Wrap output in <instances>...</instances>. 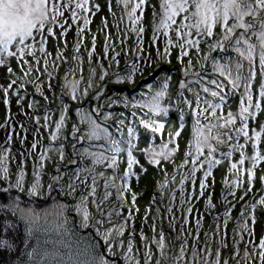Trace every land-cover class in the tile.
I'll return each instance as SVG.
<instances>
[{"label": "snow or ice", "instance_id": "1", "mask_svg": "<svg viewBox=\"0 0 264 264\" xmlns=\"http://www.w3.org/2000/svg\"><path fill=\"white\" fill-rule=\"evenodd\" d=\"M117 5H122L125 9V15L116 18L114 12H112V0H109L108 7L109 12L112 14L116 23V41L112 39L111 34L108 32L107 19L102 20L104 35L103 51L104 55L100 59L110 60L109 68L112 65H119V59L124 49L116 51V42L124 44L131 34H135L136 47L130 49L137 59L144 53V40L143 33L145 27L143 25L144 14L146 7H152V20L154 24L153 33L151 36L150 47L157 46V43L161 36L164 37V52L162 55H170L171 48H177L179 50L178 59L183 61L185 57H189V51L195 49L197 55L202 51L201 45H207V51L209 54L219 50L221 53L234 52L235 56L225 55L223 57L224 62L221 63L220 59L212 58V70L215 75L197 74L198 79L194 83L198 85L197 88L189 87L188 83L184 81L180 82V89L187 90L194 93V99L191 101H184L191 106L192 103L196 105L193 109V115L195 116V124L192 129V141L187 147L185 152L184 162L180 165V168H184L186 165H191L189 172L181 179V194L182 198L180 203H191V198L185 200L183 198V185L186 180L190 181L193 185L196 183V174L198 171L203 170V178L199 183V195L204 196L205 191L210 187L207 183L208 177L212 175V170L221 163L220 159L215 157V153L218 151V145L226 142L232 143V150L223 153L224 159H230L233 152L239 153L240 159L238 163H232L230 170H236L237 179L232 180L231 184L236 187H243L242 176L245 173L243 165L246 160L250 162L251 167L246 170L248 177L249 188L245 191V195L251 191L253 180L255 178L254 170L262 161H264V154L258 149L257 145L261 140V136L264 135V122L261 123L260 130H253L252 135L249 133L250 122L257 119L258 112H264V0H158L160 12L156 11V5H151L150 0H116ZM90 0H0V66H7L11 60L15 59L21 72L25 77L31 76L33 72L39 71L33 64L30 63L28 57H32L36 64L40 63V58L36 53L43 54L45 65L44 71L47 72V65L49 64V58L51 53L46 50V43L48 37H55L54 25H58L61 29V36H66L71 25H67V19L65 12L70 11V17L73 24L82 19V26L77 29V42L74 46V65L68 69V74H75L80 67V49L83 46V34L88 26L91 24V19L88 13L91 12L92 16H95L100 11L98 4H92L89 7ZM139 11V15L137 12ZM81 13L84 15L81 16ZM130 22L131 27L125 22ZM67 25V26H66ZM219 27L220 32L217 33L215 29ZM173 33L169 35V31ZM213 38H215L214 42ZM91 49L88 50V59L93 61L96 58V35H92ZM66 46V42H65ZM159 51V49H158ZM110 53H115L110 55ZM124 54H127L126 52ZM65 59L64 53L61 52L59 56L51 60V63L57 68L60 66L57 62ZM147 60H151V57H146ZM209 59L208 55H204L202 60ZM99 63V60H97ZM189 66L192 64L191 58L188 60ZM27 66V67H25ZM203 67V64H202ZM101 72L99 75L100 81H105L106 77L111 81V77H116V82L121 83L125 81H132L134 74L140 71L137 64L134 62L127 66V75L121 76L118 72H109L107 69L100 65ZM7 72L10 75H14L13 69L8 66ZM187 74V73H185ZM48 75H51L49 72ZM96 75V69L91 68L87 79V86L83 89H79V80H69L66 75L64 78V89L66 94L70 95L72 101L83 102L84 98L88 96L89 89L96 87L93 78ZM259 78L258 84V96L254 98V89L257 85H254V81ZM39 77L37 76L36 80ZM36 85V91L40 92L45 101L49 100V96L44 95L39 84L36 81H26ZM17 85V80H11L7 87L0 86V90L4 93L3 103L5 105L10 104L9 92L13 90V87ZM51 87V86H50ZM24 88V83H21L13 95L17 97V104L23 110L22 101L26 98L21 96L19 90ZM149 91L152 93L147 100L143 99L144 93H141V98L136 100H129L128 97H107L106 102L108 107H112L114 104L123 102L126 107L132 109H144L147 108L148 112L144 117L139 118L138 123L143 126L144 129H150L152 133H158L164 128L163 123H158L153 118V114L156 117L162 118L168 115V108L161 106V101L168 94L167 79L163 83L159 90L153 91V86H148ZM239 91L238 112L234 113L229 110L226 115L219 114L218 110L222 111L228 107L229 101L235 98ZM103 94V87H101L93 99L99 101ZM184 92L180 93L183 97ZM211 97V99H208ZM60 100L58 105L59 119L52 120V112L46 110L43 117H35V123L38 126L36 131L39 134V128L50 129L54 123V130L50 133V141H57L62 138V130L65 128L69 106L63 102V97L53 96V102ZM218 101V102H216ZM91 103V102H90ZM36 102L32 101L28 104V108H35ZM103 105H99L92 109L98 115H103L107 120L111 117V113H102ZM21 114H25L22 113ZM77 114L81 116L82 122L86 123L89 131L86 136L77 135L81 132V128L78 125H73V138L77 142L88 140H100L103 139L110 142L105 151L112 153L111 155H105L104 153H90L85 148L81 153V158L91 156L94 163L107 162V166L113 170L118 169L120 160L118 157L121 153L126 152L127 169L124 172L121 180L124 181L119 187L115 184L114 178H106L104 183L105 192L100 199H96L97 194V177L92 175L94 169L78 168L73 173V179L68 185L69 194L74 193L77 188L83 187L86 194H82L78 206V210L82 215L81 225L83 227H89L94 217L90 214L87 205L89 197H92V204L95 205L96 210L100 213V217L95 219L96 232L107 246V250L110 254L114 255V249L119 243L123 245V240L118 238L123 237L126 227L131 225L132 213L129 211L127 217H124L120 223L114 221V215H121L118 210L113 209L112 212L105 215L106 204L113 196L112 189H115V195L119 199L123 206L124 196L129 191L127 185V178L134 175L132 172L134 165H139L138 159L133 155V151L137 146L134 143L136 138V127L133 124L128 126L125 124L124 113L120 114V117L116 118L114 123L119 126L126 127V139L116 140L113 138L112 133L109 132L108 127H101L95 119H92L91 114L87 110H78ZM137 112L132 111L131 117H136ZM201 118L207 123H202ZM30 119H32L30 117ZM41 119L44 123L41 124ZM11 117L6 119V125H10ZM21 129H25L26 125L21 124ZM123 127L118 128V131L123 133ZM181 136L180 131H176L174 134H170L168 141L162 145L159 151H155L153 148L143 150L145 155L149 157L150 164L159 165L161 160H170L174 154L179 150L177 142L178 137ZM11 135H9L6 143L11 142ZM26 137L21 138V143H24ZM243 139L244 143H241ZM252 142L251 147L254 152L253 155L247 156L245 153V147ZM124 144L126 147H121ZM175 145L169 147V145ZM40 146L38 139L33 140L31 148L25 152H21L22 159L16 164L17 172L13 174L9 168V148L0 146V196L5 195L12 189H17L20 192L25 190L26 183V171L25 164L28 157L35 156V171L33 176V183L28 191L30 196H37L41 194V181L40 173L44 167L45 161L49 158V147H45L43 152H37ZM75 148L76 146L73 145ZM206 153V154H205ZM60 158H64V152L62 146L59 150ZM203 157V159H202ZM73 164L77 161L73 160ZM239 165V167H238ZM142 168V166H141ZM89 173L85 176L84 173ZM15 175L14 182L10 181V177ZM97 175L103 177L104 173H98ZM63 177H56L55 183L59 182ZM89 179L91 183H89ZM264 180V177H261ZM7 183V187L4 184ZM228 184V181H225ZM162 184L160 187H165ZM51 185L49 188L51 189ZM229 195L235 197V191H231ZM175 199V196L173 197ZM241 200L244 196L240 197ZM136 195H132V203L135 205ZM225 203H231L227 200V196L224 198ZM258 204L264 205V197H261ZM207 207L214 208L212 203V196L209 194L207 198ZM234 207V205H233ZM256 205H253L251 211ZM139 209H137V212ZM150 209H146L145 219ZM173 209L168 208V212L172 213ZM193 211L192 207L187 208V213L191 215ZM232 209L227 208L224 212V217L230 216ZM243 215V213H242ZM219 219V217H218ZM187 219L184 221V225L181 226L184 230L187 224ZM65 222H61L55 226V234L59 237L53 244L56 248V255L54 257L55 264H110V261L105 259L103 255H96V245L92 244L87 248L78 249L68 235V230L64 227ZM105 223L110 224V227L105 228ZM172 223V221H170ZM227 224V219H224L223 223L216 225L217 231H222ZM197 228L200 227L201 221L197 219ZM174 226V224H173ZM31 231V229H30ZM153 231H156L155 226ZM244 231L249 235H252L251 229L247 228L245 224ZM135 233L130 234V238L127 242L126 251L123 253L124 260L127 264H140V261L136 258L132 243V236ZM207 235V234H206ZM159 238L153 239V243L160 249L161 256L166 255V237L161 231L158 233ZM141 239H145L141 234ZM240 240H244V236H240ZM198 237L193 244L196 248L198 245ZM47 243V241H46ZM250 243V242H246ZM227 246L226 243L224 245ZM10 247L7 240L0 239V249ZM187 247V241L181 246L179 256L176 259L184 261L185 251ZM145 260L144 264H150L153 258L152 250L145 244ZM259 256L261 264H264V238H262L258 244ZM255 252L249 253L247 248L245 250V256L254 255ZM31 255V254H30ZM47 255V253H46ZM193 264H197L196 258L200 256V252L193 251ZM220 252L216 253V260L214 264H220ZM156 264H161L160 260L156 261ZM200 264H208L206 259H203Z\"/></svg>", "mask_w": 264, "mask_h": 264}, {"label": "rangeland", "instance_id": "2", "mask_svg": "<svg viewBox=\"0 0 264 264\" xmlns=\"http://www.w3.org/2000/svg\"><path fill=\"white\" fill-rule=\"evenodd\" d=\"M93 3L98 4L100 6V11L97 12L95 16H92L91 12L88 13L89 18L92 22L83 34V46L80 49V67L75 74H68V69L73 67L75 63L73 60V56L74 46L77 42V29H75V26L73 25V23H71V9L65 12V17L62 18L67 19V25H71V28L68 30L66 36H61V29L58 25H54L53 27L55 37H48L45 47L46 50L51 53V57L49 58V64L47 65V72L44 71L45 65L43 63V54L39 53V51H37L36 53L37 57L40 58L39 64H36L32 57H28L30 63L33 64L37 69H39V71L33 72L31 76H24V73L21 72L20 67L18 66L17 61L15 59L11 60L7 66H0V86L7 87L8 83L11 80H17V85H15L13 87V90L9 92V105H5L3 103L4 93L2 90H0V146L7 147L10 150L9 155L11 159L9 161V168L11 172L13 174L17 172L15 167L16 164L22 158L20 153L25 152V154H27V150L28 148H31V144L34 138L40 141V146L38 147L37 152L41 151L42 141L44 142L43 147H49V145L52 146V142H50V140L46 138L47 135L45 134V132L41 133L39 129L38 134L36 131L38 126L35 124L34 120L35 117H41V113L40 111L36 110L34 115L31 114V112L33 113V110L28 108V104L32 102V97L35 98L36 95L39 96L40 92L36 91L35 84L26 81L35 80L36 83L39 84L41 90L44 92V95L49 96V99L52 101L53 96L63 97V95H67L64 89V78L66 75L68 76L69 80H78L80 76L81 80L79 79V81L81 82V85L79 84V86L85 88L87 86V76H89L90 69L95 68L96 71L99 70L100 72V66L97 65V60H99L103 67L109 72H119L117 70L122 69L124 67L127 68L128 65L135 62L140 71L134 74L132 81L135 82L137 85L140 83L146 84L147 78H149V76L152 74V70L155 67L160 66L161 63L165 62L166 64L170 63L172 65V63L174 62V64L178 66L177 72H179V76L176 79L173 90L170 91L171 88H168V94L164 97L162 103H167V106H171V108L172 106H174V108L182 106L187 109L188 113L191 114L193 118L187 120V122L182 124L183 119H180L178 116H176L177 119L175 121L176 123L173 124L174 127L172 129L167 128L166 122L161 135L162 137H158L155 136V133H152L150 129L146 130L143 128L142 125L138 123L139 118L144 117L140 114L141 109H132L131 107H129V112L123 110L121 111L120 105L125 106L123 102L118 103L116 105L114 104L115 106H117V108L111 107V117L118 116L116 115L118 114V112L124 113L125 124L128 126H132L134 124L136 127V138L134 140V143L136 144L137 148L133 151V155L138 159L139 165L133 166L132 172L134 173V175H131L127 178L129 193L128 195L125 194L124 197V199L126 198L123 202L125 206H121L122 202L119 199H116L117 197L115 195V191L114 197L112 196V201L116 199L117 201L115 202H121V204H110L112 205V207H114L115 210H118L121 213V215H114V221L116 223H120V221L124 217H127L129 211H131L132 213L131 225L126 227V230L124 231L123 243H125L126 247L127 242L130 238V234H132L133 232L135 233V235L132 236V243L134 245V249H139V253L142 254L141 258V255L137 253L140 264H144L143 260L145 259L146 251L145 244L148 245V248L151 249L153 253V258L150 261V264H156L157 260H160L161 264H193V251L200 252V256L196 258L197 264H200V260L202 261L203 259H206L208 261V264H214L216 260L217 251L220 252V264H261L259 256L260 249L258 248V244L260 240L264 238V205H260L258 204V202L261 197H264V180L261 179V177H264V161L258 164L256 169L254 170L255 178L253 180L251 191L248 192L247 195H245V191L249 188V184L247 182L248 177L246 174V170L251 167V164L249 161L246 160L245 164L243 165V168L245 169V173L242 176V179L244 181L243 187H236L232 185L231 181L236 180L237 175L236 170H230L231 164L238 163L240 156L239 153L234 152L230 159H224L222 155L223 153H221L220 151V147L223 144L218 145L217 152H220V155H217L216 153V155L214 154L217 159H220L221 163L212 170V175L208 177L207 183L210 185V187L205 191L204 196L201 197L199 195V183L200 180L203 178V170L197 172L195 185H193L189 181L188 190L183 191V198L185 200L191 198V203H180V200L182 198L181 186L178 187L177 190H174L175 192L172 191V188L171 190H168L167 188L163 189V187H160L162 184H165L166 179H168L167 176L175 172L177 165H181L184 162L185 152L187 151L188 145L192 141V129L195 124V116L193 115V109L196 108V105L192 103L191 106H189V104L184 103V101L193 100L194 93L180 89V82L184 81L185 83L189 84V87L198 89V85L190 82H194L199 78L197 74H208L213 76L215 75L212 70L213 57H215L216 59H220L221 63H223V57L225 55L235 56L236 54L234 52H231V50H229V53H221L219 52V50H217L209 54L207 51V45L202 44V51L199 55H197L195 49H191L189 51V57H185L182 62L178 59L179 50L177 48H174L175 52H171L168 56L162 55L165 47L163 36L160 37L157 46L150 47L154 24L152 20L153 9L149 6L146 7L143 20V25L145 27V32L143 33L144 53L140 56L139 59H137V56L133 52L129 51L130 49H134L136 47L135 34H131L124 44H120L118 41L116 42V51H120L121 48H123L124 52H122L120 57H118L119 65H112L111 68H109L110 60L100 59L104 55L103 45L105 33L104 31H102V20L105 18L107 19L108 32L111 34L112 39L114 41H116V28L114 27L116 20H114L112 14L109 12V0H90L89 7H92ZM150 4L156 5V11L158 13L160 12L158 0H150ZM112 12L115 13L117 19L125 15V9L122 5H117L116 0H112ZM82 15L84 14L81 13V16ZM137 15H139V11L137 12ZM125 22L128 24L129 27H131L130 22H127L126 20V17ZM78 23H81L79 27L82 26L83 20H78ZM215 31L219 33V27H217ZM93 34L96 35V58L93 61L89 62L87 53L92 46L91 41ZM169 35H173L171 30L169 31ZM214 40L215 38H213L212 42H214ZM61 52L64 53L65 59L64 61L57 62L60 65L57 68L51 63V60L59 56ZM125 52L127 54H124ZM114 54L115 53H110V55ZM204 55H208L209 59L206 61L202 60V57ZM148 56L151 57L150 61L146 59V57ZM189 58H191L192 60L191 66H189L188 64ZM175 62H178L179 64ZM8 66L13 69L15 73L14 75H10L7 72ZM49 72L51 73V75H48ZM37 76L39 77L38 80H36ZM112 77L113 81H116V77ZM165 80L166 79L162 81V85ZM94 82L96 85L94 89L96 88L99 90L100 88L99 86H97L99 81L96 80ZM128 82L130 83V81ZM21 83H24V88L19 90L20 95L26 97L22 101L23 110L17 104V97L13 95V92L17 90ZM253 83L254 85H257V87L254 89V98H256L258 96L259 91V78ZM107 84L108 83H106L105 85H100L101 87H103V94L99 101L103 105L105 103L107 104L106 98L109 97L110 94L109 92V94L106 95V92L109 91ZM162 85H160L157 90H159ZM182 91L184 92L183 97L180 96V93ZM239 91L240 90H237L238 94L235 98L230 99L228 107L224 108L222 111L218 110V115L222 113L223 115H226L229 110L233 111L234 113L238 112ZM113 94L114 93H112L111 95ZM116 94L117 93H115L114 96ZM112 98L115 99L116 97ZM133 99L136 98H132L131 100ZM208 99H211V97H208ZM50 100L49 102H51ZM57 101L58 99L55 100L53 104H56ZM170 103H172V105ZM35 108L37 109V107ZM72 109L75 110V108ZM77 109L78 108H76L75 111H77ZM22 111L25 114H21ZM132 111L137 112L136 117H131ZM91 112L92 111L90 110L89 114H91ZM30 114L32 119H30L29 117ZM57 114L58 112H56L55 116ZM8 117H11L10 125H6V119ZM97 117H99L98 114ZM153 118L156 119L157 122L159 121L158 117H156L154 114ZM56 120H58V118ZM201 120L202 123H207V121H204L203 118H201ZM262 122H264V112H258L257 119L255 121L250 122V135H252L253 130H260ZM21 124L26 125V128L22 130L20 127ZM70 124L73 128L74 123ZM77 125L79 127H83V125H85V122L81 121ZM120 127L123 126H119V128ZM115 128L118 129V127L116 126ZM82 130L83 129H81V132H83ZM88 131V128L86 129V131L84 129V134L82 133V136H86V132ZM176 131H182L181 136L176 138L179 145V150L174 154V156L176 155L177 159L176 162L171 161V159L167 160L171 162V164L174 166L170 167L168 164H165L163 166L150 164L149 157L145 155L143 150L153 148L155 151H159L162 147V144H164L165 140L169 137V135L174 134ZM9 135H11L12 137L11 142L6 143ZM22 137H26L23 144L21 143ZM126 138V127H123V133L121 132L120 139H118L121 140ZM76 142L77 140L73 138L72 134V139H69L68 146L70 145V148L72 149L73 145H75L76 147L73 148V150L76 154H78L79 151L80 153L82 152V147L79 146L78 148V143ZM155 142H158L161 145H157L158 147H154L153 145ZM240 142L244 143L243 139H241ZM251 144L252 142L249 141L244 151L245 153L249 152V154L253 155L254 150L251 147ZM92 145H95L94 149H92L91 146L86 145L88 151H98L103 149L104 146L103 142L99 140L98 143ZM174 146L175 145L172 144L169 145L170 148ZM107 147L108 146H106V148ZM121 147H126V145L122 144ZM257 149L262 154H264V135L261 136V140L257 145ZM223 152L225 153V151ZM106 154L111 155L112 153L108 152ZM123 155L125 157L126 163L124 170H126V152L120 154L121 157ZM89 157H85L82 159L80 156V160H78L77 164L79 166L84 165L85 167V162L82 163L81 161H88L87 158ZM35 159V156L28 157L25 164V190L23 192H20L17 191V189H12L8 193L0 197V239L7 240L8 242H10L11 245L8 250L7 247L0 249V264H55L54 257L56 255V248H54L53 244L56 240L59 239V237L55 234L54 229L55 226L61 222H65L64 227L68 230V235L71 237L72 242L78 249L87 248L90 245L95 244L96 248L94 254L103 255L105 259L110 261V264H118V261L113 260L103 254L102 246L100 242L96 240V235H92L89 232L84 233L74 228L75 225H73V223H75V217L73 215L71 216L68 214L70 208L71 211H75L77 215L78 224L80 225L82 230L89 229V227L92 226V228H94L95 226V229L92 230L96 232V227L98 226L95 224V219L100 217V213L98 211L96 212V218L91 221L89 227L85 228L81 225L82 215L79 214V211L77 210V207L75 205L70 207V205L68 204L69 201H67L66 198V194H64L65 192L62 191V189L59 187V184L55 183V178L59 177L58 172L60 168H55L54 172H52L53 175L50 178L49 182L45 183L43 188L48 185V190L46 193L41 188V194H38L37 197L30 196L28 194L31 184L33 183L34 173L32 174L31 170L34 167ZM31 160H34V164L31 163ZM48 160L49 158L45 161L46 166L43 167V169L41 170L45 171V173L47 174L49 173V168H51L53 164V162H48ZM73 160L75 159L72 158V161ZM190 168V164L186 165L182 169L183 173L181 174L180 178L183 179L184 175L189 172ZM75 172L76 171L73 170L70 175L73 177V173ZM93 173H95V171ZM84 175L88 176L86 175V173H84ZM14 180L15 175L10 177L11 182H14ZM41 180L42 179H40V181ZM226 180L228 181L227 185L225 184ZM41 185H43V181H41ZM49 185L52 186L51 189L49 188ZM98 185H100V182H98ZM5 186L7 187V183ZM81 190H83V187H79L77 192H81ZM231 191H235V197L229 195ZM133 194L136 195L135 205H133L132 200H130V202L127 201L128 196L130 198ZM143 194H146V196H142ZM209 194H211L212 196V203L215 205L214 208L207 207V198ZM174 196L175 199H173ZM225 196H227V200L231 203H225ZM241 196H244L243 200L240 199ZM79 202L80 200L77 204H79ZM248 204H252L249 209H251L253 205H256V207L251 211L245 210L244 212H242ZM169 207L173 209L172 213L168 212ZM188 207L193 208L191 215L187 213ZM227 208H231L232 211L230 213V216L225 218L224 212ZM137 209H139L138 212ZM146 209H150L147 214V217L151 215V219L149 218V221H146L145 219ZM89 212L91 215H93L92 211ZM105 215H107V213ZM185 219H187L188 222L185 225L184 230H182L181 226L184 225ZM197 219H200L201 221V225L199 228H197L196 225ZM224 219H227L226 227L222 231H217L216 225L218 223H223ZM170 221H172V223H170ZM30 224H32V226L36 227V229L38 230V234L35 237L34 241L27 240L28 238H26V236L25 240L24 236L22 235V233H24L25 235L28 234V225ZM142 224H145V226H143ZM245 224L247 225L248 229H251L252 235H249L247 232L244 231ZM110 226L111 225H106V227H104L107 228ZM154 226L156 228V231H153ZM21 228H23V232H21ZM161 231L166 237L165 256H161L160 249L156 246V244L152 242L154 238H159L158 233ZM141 233L145 237V239L143 240L141 239ZM241 235L244 236L243 241L240 240ZM197 237L199 242L197 247L194 248L193 244L196 241ZM136 239L138 240L136 241ZM119 240L121 239L118 238V241ZM185 241H187L185 259L184 261H180L176 259V257L179 256L181 246L184 245ZM28 243H30V245ZM206 243H209L210 246L213 245V247H209L210 249L206 251L204 247ZM225 243L227 245L226 247L224 246ZM136 244H139V247H136ZM25 247L27 250L25 249ZM37 247L40 249H35ZM246 248L249 253L255 252V254L246 257ZM105 249L108 255L114 258H116L121 251L123 253L126 251L123 245L121 246L119 243H117V246L114 249V255L108 252L106 245ZM30 256H33L34 258H30Z\"/></svg>", "mask_w": 264, "mask_h": 264}, {"label": "trees", "instance_id": "3", "mask_svg": "<svg viewBox=\"0 0 264 264\" xmlns=\"http://www.w3.org/2000/svg\"><path fill=\"white\" fill-rule=\"evenodd\" d=\"M171 52H175L174 51V48H171L170 49V53ZM175 63H178V62H175ZM97 65L100 66L101 63L99 62V63H97ZM177 67L178 66L175 65L174 62L172 63V65L170 63L166 64L165 62L161 63L160 66H157V67H155L152 70V74L149 76V78H147V83L146 84L140 83V84L137 85L133 81H130V83L128 81H125V82H121V84L119 83V85H118V83L116 81H113V77H111V81L112 82H108V80H109L108 77H106L105 81L102 82L99 79V75H100V72H101V68H100V72H99V70L96 71L97 74L95 75V77L93 79H94V81H96V80L99 81L98 84H97V86H99V88H101L100 85H102V84L105 85L106 83H108L107 86L109 88V91L106 92V95L109 94V92H110L109 97H116L117 98L119 96L121 98L128 97L129 100H131L132 98H136L138 100V99L141 98L140 94L141 93H144L145 95H144L143 99L147 100L149 98V96L152 94L149 91L148 86L149 85H152L154 87L153 88V91H155V90H157V88L160 85H162V81L164 79H167V83L169 82L168 83V88H171L170 91L173 90V87H174V84L176 82V79L179 76V72H177ZM117 71H119L118 73H120L121 76H126L127 75V68L126 67H124L122 69H119ZM206 72H208V71H206ZM80 74H81V72H80ZM85 76H87V75H85ZM79 79H80V76H79ZM79 84L81 85V82ZM94 84H95V82H94ZM78 88L79 89H83V87H80L79 85H78ZM97 90L98 89H96V88L95 89L94 88L89 89V94H88V96H86L84 98L83 102L72 101L70 95H68V94L67 95H63V99H65V100H63V102L65 101L64 103L68 104V106H69V112L67 114L68 115V119H67L65 128L62 130V138L59 139V140H57V141L52 142V146H51L50 151H49L50 152V155H49L48 162L49 161L50 162H53V164H52V167L49 168V170H48L49 173L47 174V173H45V171H41V173H40V179H42L41 181H43V185H41V188L44 191L45 188H43V187H44V185H45L46 182H49L50 178L53 175L52 172H54L55 168H60V170L58 172V175H59V177H63V179L59 182V187L62 189L63 192H65L64 194H66V196H70L71 197V194H72V197H73L72 198L73 199L72 200V202H73L72 203V206L75 205L77 207V210H78V206H79V204H77L78 201L80 200L82 194H86V193H85L84 189L81 190V192H77L78 191V188H77L74 193L69 194L68 185L71 183L70 181L73 178L70 174L72 173L73 170L74 171H77L78 168L82 169V168H85V167H84V165H80L79 166L77 163L76 164H73L72 163V158H74L77 162H78V160H80V151H79L78 154H76L75 151L73 150L74 147H72V149H71L70 148V145L68 146L69 139H72V133H73V128H72V126H71L70 123H74L75 124V122H76V125H77L78 123H80L82 121L80 119L81 116L77 114V111L78 110H87V112L89 113L90 110L92 111L93 108L98 107L99 105H103L100 101H96V100L93 99V97L96 94ZM112 93H114V94L117 93V94L114 96V94L111 95ZM122 95H124V96H122ZM34 99H35L34 101L36 102V106L35 107H37V109H35V110L40 111V113H41L40 116L41 117H43V115L45 114V111L48 110V111L52 112V120L53 121H56L57 118L59 119V117H58L59 116L58 105L60 104V100H58L56 102V104H53V99H52V101L49 99L51 102H49V100H47L46 103H45V101H43L42 99H40L38 97H35ZM216 102H218V101H216ZM170 104L172 105V103H170ZM43 105H44V107H43ZM104 105H103V107L101 109V112L102 113H111L110 111L112 110V108L111 107H108L106 103ZM115 105H112V107L117 108V106H115ZM167 105H168L167 103H164V102L162 103V101H161V106L168 108V115L163 116L162 118L158 117V119H159L158 123H161L164 120H167V125H166L167 128L172 129L174 127L173 124L176 123L175 122L176 119H177L176 116H178L180 119H183L182 124L185 123V122H187V120L193 118V116L191 114H189L188 111H187V109H185L184 107L180 106V107L174 108V106H172V108H171V106H167ZM74 106H76V107H74ZM120 106H121V111L122 110L123 111L130 110L129 107L126 108L123 105H120ZM71 107L72 108H75V110H76V108H78V109H77V111H75ZM176 109H177V111H176ZM56 112H58V114L55 116ZM147 112H148V109L147 108H144V109H141V113L140 114H141V116H145V113H147ZM120 114H121V112L120 113L118 112V114H116L118 116H112L109 119L105 120L104 119V116L102 114L99 115V117H97L96 112H93V111L91 112L92 119L95 118V120L97 121V123H99L102 128L103 127H108L109 132L112 133L113 138L116 139V140H119L120 139L121 132H119L117 130V128H115V126L119 128V125L116 124V123H114V121L116 120V118L120 117ZM43 123H44V121H43V119H41V124H43ZM80 128L83 129L82 131L84 132V129L86 131V129L88 127L86 126V123H85V125H83V127L80 126ZM39 129H40L41 133L45 132V134L47 135L46 138H49L48 136H50V133H51L50 131L54 130V123L52 125V128H50V129H45V128H42V127L39 128ZM83 132H80L77 135H81L82 136L84 134ZM87 133L88 132H86V134ZM183 134H184V132H183ZM115 137H118L119 139L118 138H115ZM168 138L165 140L164 143H166L168 141ZM99 141H102L103 142V145H104L103 146V149L98 150V151L97 150H89V152L90 153H97V154L104 153L105 155H107L106 153H108V152L105 151V149H106V146H108V144L110 142H107V141H105L103 139H100ZM43 143H42V148H41V151L40 152H43L44 149H45V147H43ZM76 143H78L77 144L78 145V148H79V146L82 147L81 150L83 151L86 148V145L91 146L92 149H94L95 145H92V144L98 143V140H88V139H84V141L81 140V141L76 142ZM157 145H161V144L158 143V142H155L153 146L154 147H158ZM230 145H232L230 141L224 143L220 147L221 153H224L223 151H225V149L229 148ZM61 146H62V150L64 152V158L63 159H61L60 158V155H59V150H60ZM225 152H228V150H226ZM219 153L220 152H216L217 155ZM124 155L122 157L121 156L118 157V159L120 160V164H119L118 169H115V170L109 168L107 166V162L106 161L105 162H102V163H94L91 156L89 158H87L88 161H81L82 163L85 162V165L88 168L96 169V170H94L96 174L95 173H92V175H96L97 181L100 182V185L98 187V193L96 194V197H95L97 200L100 199L104 195V192H105L104 183H105V179L106 178H114L115 179V184H116L117 187H119L122 183H124V181L121 180V177H123L124 172H125L124 168H125V164H126L125 163V157H124ZM246 155L247 156H251V154H249V152H246ZM53 157H54V159H53ZM176 159L177 158H176V155H175V156H173L171 158V161L176 162ZM165 164L166 165L168 164L170 167H173L174 166V165L171 164V162L165 161V160H162L159 165H162L163 166ZM45 166H46V163H44V167ZM179 167H180V165H177L175 172L174 173H171L170 175L167 176L168 179H166V182L164 184L166 186L163 187V189L164 188L165 189L167 188L168 190H171V188H172V191L175 192L174 190H177V188L181 186L180 180L182 178H180V176L183 173V171H182L183 168H179ZM101 172L104 173V176L103 177L97 175L98 173H101ZM85 173H86V175H89V173H87V172H85ZM166 173H167V171H166ZM89 183H91V180L90 179H89ZM188 184H189V181L186 180L184 182V185H183L184 186V190H188ZM127 185H128V180H127ZM173 188H175V189H173ZM112 191H113V197H114V191L115 190L112 189ZM128 193H129V191H127L125 194L128 195ZM142 196H146V194H143ZM113 197H111L110 198V201L106 204L105 214L106 213H109V212H112V209H114V207H112V205L114 203L116 205H117V203L118 204H121V202H115V201H117L116 200L117 198L114 201H112L113 200ZM130 200H132V196L130 198L128 196L127 201L130 202ZM110 204H112V205H110ZM123 205L125 206V204H123ZM87 208H88L89 211H92L93 212L92 213L93 214L92 216L94 218H96V215H97L96 212H97V210L95 208V205L92 204V197H89V201H88ZM79 214H81L80 211H79ZM151 214H152V212H151ZM149 218L151 219V215L149 217H147L146 221H149ZM105 224L106 225H110L108 223H105ZM145 224H142V225L145 226ZM73 225H75V224L73 223ZM106 225H104V226L106 227ZM74 228L77 229V226L75 225ZM140 232H142V231H140ZM166 232H167V230H166ZM120 239L123 240L124 239V236L121 237ZM137 240L138 239H136V241ZM137 246L139 247V244H136V247ZM123 247H124V249H126L125 243H123ZM204 247H205V249L207 251L211 247H213V245L210 246L209 243L208 244L206 243ZM81 249H84V248H81ZM136 249L137 248H135V249L133 248V251H134V254L136 255V258L139 259L137 253H139L140 251H139V249H137V250ZM119 255H121V257H122L123 264H127V262L124 260L123 252L122 251L120 252ZM140 255H141V258H142V254H140ZM200 262H201V260H200Z\"/></svg>", "mask_w": 264, "mask_h": 264}, {"label": "water", "instance_id": "4", "mask_svg": "<svg viewBox=\"0 0 264 264\" xmlns=\"http://www.w3.org/2000/svg\"><path fill=\"white\" fill-rule=\"evenodd\" d=\"M75 224H76V225L78 226V228H79V225H78V223H77V216H76V215H75ZM82 231H84V232L91 231V233H92L93 235H96L95 232L92 230V228H89V229H83ZM96 236H97V238H98V240H99V242H100V244H101V246H102V252H103V254H104L105 256H108L109 258H111V259H113V260L118 261V264H122V259H121V257L117 256L116 258H114V257L108 255V253L106 252V249H105V245H104L103 242H102V239H101L98 235H96Z\"/></svg>", "mask_w": 264, "mask_h": 264}, {"label": "flooded vegetation", "instance_id": "5", "mask_svg": "<svg viewBox=\"0 0 264 264\" xmlns=\"http://www.w3.org/2000/svg\"><path fill=\"white\" fill-rule=\"evenodd\" d=\"M6 185V183L4 184V187H6L5 186ZM17 195H19V194H17ZM1 197V196H0ZM23 197V196H22ZM26 197V196H25ZM28 234L27 235H25L24 233H22V235L24 236V238H25V236H26V238H28L27 240H32V241H34V239H35V237L37 236V234H38V230L36 229V227H33L32 226V224H30V225H28ZM22 229V231L21 232H23V228H21ZM30 229H31V231H30ZM26 238H25V240H26ZM30 242V241H29ZM26 243V242H25ZM29 245H30V243H28ZM27 244V245H28ZM25 249H26V247H25ZM35 249H40V248H35ZM27 250V249H26ZM26 256V255H25ZM24 256V257H25ZM23 257V258H24ZM34 258L33 256H30V258Z\"/></svg>", "mask_w": 264, "mask_h": 264}, {"label": "bare ground", "instance_id": "6", "mask_svg": "<svg viewBox=\"0 0 264 264\" xmlns=\"http://www.w3.org/2000/svg\"><path fill=\"white\" fill-rule=\"evenodd\" d=\"M13 244V243H12ZM9 245H10V242H9ZM11 246V245H10ZM9 249V247H7V250ZM7 258V257H6Z\"/></svg>", "mask_w": 264, "mask_h": 264}]
</instances>
